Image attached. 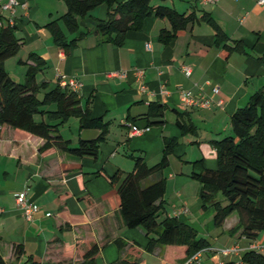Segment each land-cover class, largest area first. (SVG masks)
I'll return each instance as SVG.
<instances>
[{
    "label": "crops",
    "instance_id": "1",
    "mask_svg": "<svg viewBox=\"0 0 264 264\" xmlns=\"http://www.w3.org/2000/svg\"><path fill=\"white\" fill-rule=\"evenodd\" d=\"M16 1L13 14L0 9V29L6 24L14 26L20 42L18 52L4 61L5 70L21 83L27 66L20 62L26 61L29 54H37L45 62L37 82L63 87V83L76 80L81 105L93 117L108 123V133L96 157H74L58 147L39 154L43 139L2 128L0 258L5 263L82 264L85 252L97 245L94 264L122 260L188 264L185 247L157 245L152 251L146 249V231L124 225L117 205V187L107 180L118 172L122 177L131 172L135 157H143L150 167L156 165L167 138L178 140L168 157V166L145 184L164 178V209L159 220L176 217L208 242L199 260L189 264H244L241 257L249 247L264 246V235L250 243L239 231L232 233L238 223L236 214L215 227L214 210L202 209L200 184L192 178L193 172L217 167L213 142L231 135L232 114L264 88V63L257 59L264 57V4L259 0H220L215 4L152 0L154 6L163 4L197 18L210 14L229 44L243 43L244 53H229L222 44L215 45L214 31L204 22L189 24L164 45L160 32L170 31L171 25L167 19L151 16L141 29L127 32L122 46H116L93 33V21L106 18L104 5L78 18L79 30L71 35L60 20L66 13L63 1ZM54 20L68 40L84 33L67 51L55 45L44 28ZM184 67L190 70L189 75ZM215 86L220 90L218 96L212 93ZM184 92L215 102L222 100L223 104L191 108L181 99ZM150 104L163 107L162 118L147 116ZM46 108L55 109L53 105ZM41 119L45 117L35 116L36 121ZM159 121L162 123H153ZM177 121L194 132L182 134ZM133 128L140 132L134 133ZM58 134L76 147L79 140L97 138L100 130L81 129L78 119L70 118L59 127ZM195 162L201 164L193 166ZM23 190L39 207L31 220H26L16 204ZM222 249L230 251L224 254Z\"/></svg>",
    "mask_w": 264,
    "mask_h": 264
},
{
    "label": "trees",
    "instance_id": "2",
    "mask_svg": "<svg viewBox=\"0 0 264 264\" xmlns=\"http://www.w3.org/2000/svg\"><path fill=\"white\" fill-rule=\"evenodd\" d=\"M66 5V13L61 17L69 34L79 30L78 18H83L98 6H106V18L93 21V33L104 42L122 46L126 34L139 30L144 20L154 16L167 19L171 30H162L161 43L167 45L177 34L194 22H204L214 31L215 45H223L227 52L244 53L241 41H232L208 13L197 18L193 13L185 15L163 4L154 6L152 0H61ZM166 1V0H161ZM55 45L67 51L75 46L84 35L79 33L68 40L58 21L44 26ZM20 48L15 27L3 25L0 29V134L3 127H10L25 135H35L44 140L38 149L39 154L53 147L74 157H96L99 145L108 133V123L92 116L91 111L81 105L76 92L56 84L37 82L36 76L45 68V62L37 54H29L26 61L24 81L17 82L4 68V61L14 56ZM264 63V57L257 58ZM31 61L33 64H27ZM54 106L51 110L46 107ZM163 107L150 104L148 117L162 118ZM35 116L45 120H35ZM70 118H77L81 129H99L100 134L92 140H79L76 147L63 140L58 134L60 126ZM153 123H162L153 122ZM181 133L194 132L176 122ZM232 134L213 142L217 167L214 170L202 169L193 172L192 178L200 184L199 198L202 209L212 208L213 224L221 227L225 219L232 214L238 218L232 233L239 231L240 236L252 243L264 233V88L253 93L247 105L237 109L230 117ZM177 138L164 140L161 160L154 166H148L143 157L134 158L131 172L122 177L120 172L108 177V182L117 187L116 198L119 215L128 229L142 228L146 231L148 244L152 251L157 245L185 247V259L196 252L209 247L195 229L176 217L159 220L164 209L165 179L146 185L145 181L154 174L161 173L168 166V157L177 146ZM201 162L193 163L199 166ZM121 245V243H118ZM19 248L16 253H18ZM98 246L93 245L83 255L82 264H94ZM241 261L244 264H264V251L247 249ZM0 264L5 263L0 258ZM116 264H137L126 260Z\"/></svg>",
    "mask_w": 264,
    "mask_h": 264
},
{
    "label": "built area",
    "instance_id": "3",
    "mask_svg": "<svg viewBox=\"0 0 264 264\" xmlns=\"http://www.w3.org/2000/svg\"><path fill=\"white\" fill-rule=\"evenodd\" d=\"M220 0H202L204 4H215L219 2ZM259 4H264V0H259ZM18 5V2L16 0H7L6 2H2L0 0V9L4 11H9L11 14L14 13L15 7ZM24 9H26V4L21 5ZM148 47V45H147ZM184 71L186 75H189L190 70L187 67H184ZM120 75V74H119ZM123 75V74H122ZM63 87L68 88L70 91L76 92L77 89L79 88V83L76 80H70L68 83H63ZM212 93L214 96H218L220 93V90L217 86L212 88ZM181 99L185 103L186 106L191 107V108H198V109H208L210 108L213 104H216L217 106H221L223 104L222 100H217L216 102L213 101L210 98H204L203 96H191L188 93H182L181 94ZM134 133H139L140 130L133 128ZM16 204L17 206L22 210L24 217L26 220H31L35 213L39 211V207L32 203L28 197H27V192L25 190L21 191L17 197H16ZM46 216H49V214H46ZM248 249H256L259 251H264V246H259V245H253L251 248L249 247ZM205 250V249H204ZM203 250L196 252L194 255H192L187 263H192L196 262L199 260V257L201 255ZM230 250L229 249H222L220 250L221 253H228Z\"/></svg>",
    "mask_w": 264,
    "mask_h": 264
},
{
    "label": "rangeland",
    "instance_id": "4",
    "mask_svg": "<svg viewBox=\"0 0 264 264\" xmlns=\"http://www.w3.org/2000/svg\"><path fill=\"white\" fill-rule=\"evenodd\" d=\"M17 132H18V131H17ZM231 134H232V132H231ZM262 235H264V233H262L260 236H262ZM260 236H259V237H260Z\"/></svg>",
    "mask_w": 264,
    "mask_h": 264
}]
</instances>
